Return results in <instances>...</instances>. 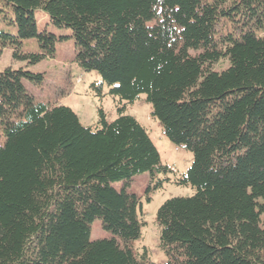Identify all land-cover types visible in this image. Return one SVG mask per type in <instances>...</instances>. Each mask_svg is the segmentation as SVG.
<instances>
[{"label": "trees", "instance_id": "obj_1", "mask_svg": "<svg viewBox=\"0 0 264 264\" xmlns=\"http://www.w3.org/2000/svg\"><path fill=\"white\" fill-rule=\"evenodd\" d=\"M38 10L71 32L73 62L99 73L91 86L99 98L109 87L118 115L100 106L84 126L25 86L43 74L0 70V264H157L134 247L145 222L129 187L149 173L150 201L173 170L125 114L143 94L193 154L175 179L195 193L157 212L166 264H264V0H0V50L54 56L59 36L39 29ZM96 219L109 237L91 238Z\"/></svg>", "mask_w": 264, "mask_h": 264}, {"label": "rangeland", "instance_id": "obj_2", "mask_svg": "<svg viewBox=\"0 0 264 264\" xmlns=\"http://www.w3.org/2000/svg\"><path fill=\"white\" fill-rule=\"evenodd\" d=\"M39 29H47L59 36L56 41L54 56H49L36 64H27L24 60H17L13 57L11 47L0 50V70L6 68H25L29 72L43 74L41 83H36L24 79L25 86L35 96L37 101L49 104L65 105L72 108L78 115L84 126L95 127L99 125L98 109L103 107L107 114L108 121H113L117 117V107L114 98L111 97L109 87L104 86L105 96L99 98L91 84L101 77L98 72H85L73 62L75 47L72 37H63L66 33H71L66 29L52 25L45 17V14L38 10L35 12ZM23 48L26 51H38L39 45L36 40L28 39L24 41ZM228 62L222 60L215 65L216 70L227 67ZM102 99V100H101ZM125 114L135 117L143 124L154 143L156 144L164 165L169 166L173 172L169 173L170 180L164 181L161 187L150 192L151 200H147L146 190L154 184H150V174L145 173L135 176L129 189L142 199L141 217L145 222L142 229V238L135 242L134 247L137 252L147 249L152 262L166 264L167 256L160 246V229L157 223V212L159 207L168 199L174 197H190L195 193L191 186L179 185L176 177L185 174L193 162V154L189 150L177 147L165 135L160 121L152 115V105L148 103L147 96L141 97L132 104L126 106ZM3 136H0V143ZM164 176H162L163 178ZM176 178V179H175ZM120 186V184H116ZM111 235L103 229L101 221L96 219L92 224V239L105 238Z\"/></svg>", "mask_w": 264, "mask_h": 264}]
</instances>
